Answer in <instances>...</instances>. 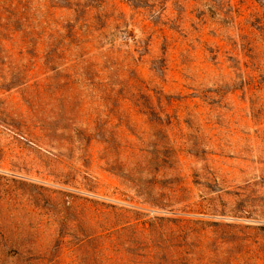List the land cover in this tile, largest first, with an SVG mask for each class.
I'll list each match as a JSON object with an SVG mask.
<instances>
[{
    "label": "rangeland",
    "instance_id": "obj_1",
    "mask_svg": "<svg viewBox=\"0 0 264 264\" xmlns=\"http://www.w3.org/2000/svg\"><path fill=\"white\" fill-rule=\"evenodd\" d=\"M0 264H264V0H0Z\"/></svg>",
    "mask_w": 264,
    "mask_h": 264
},
{
    "label": "trees",
    "instance_id": "obj_2",
    "mask_svg": "<svg viewBox=\"0 0 264 264\" xmlns=\"http://www.w3.org/2000/svg\"><path fill=\"white\" fill-rule=\"evenodd\" d=\"M98 5H101V3H99Z\"/></svg>",
    "mask_w": 264,
    "mask_h": 264
}]
</instances>
